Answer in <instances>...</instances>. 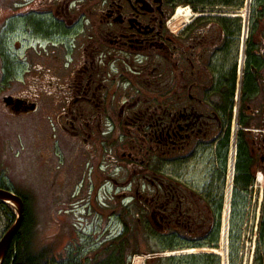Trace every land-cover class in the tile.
<instances>
[{
	"label": "flooded vegetation",
	"instance_id": "1",
	"mask_svg": "<svg viewBox=\"0 0 264 264\" xmlns=\"http://www.w3.org/2000/svg\"><path fill=\"white\" fill-rule=\"evenodd\" d=\"M19 4L51 58L48 82L1 102L29 113L44 95L63 111L51 119L64 155L54 185L79 189L57 211L48 264H116L117 251L126 263L149 231L204 242L230 177L264 242V0Z\"/></svg>",
	"mask_w": 264,
	"mask_h": 264
},
{
	"label": "rangeland",
	"instance_id": "2",
	"mask_svg": "<svg viewBox=\"0 0 264 264\" xmlns=\"http://www.w3.org/2000/svg\"><path fill=\"white\" fill-rule=\"evenodd\" d=\"M9 1L0 0V116L5 113L11 115L4 119L3 124L0 123V183L27 199L26 208L29 211L30 220H32L33 241H35L36 247L46 249L47 244H51L55 249L59 241L57 211L61 208L66 196L68 199L76 200L79 189L75 190L72 185L71 188L63 191L54 185L53 171L57 162L63 166L64 155L57 139L59 133L56 132L54 123L47 121L45 116L48 114L53 119L55 113L60 114L63 111L55 113L47 111V100L44 95L40 98L39 106L29 113H12L10 109L2 105L1 98L6 95L22 96L28 99L31 94L30 89L36 88L39 93V90H42L41 87L47 86L45 64L48 67V61L51 60L46 57L45 49L34 43L38 38L29 39L31 36L26 32L28 27L32 26L30 21H34V19L30 16H21L23 8H21L19 0H11L13 6L9 10ZM48 52V56H50L51 52ZM6 121L7 123L9 121L7 127ZM66 172L69 173L68 168ZM247 199V196L239 194L236 198L237 206L234 216L233 208L231 209L229 222L233 221L235 227L230 222L226 251L228 264L233 263H231L230 254L231 243L235 244L238 251L234 264H260V260L264 256V242L257 227L258 211L252 203L248 204ZM223 206L218 219L220 223L219 242L217 247L213 248L220 254L211 252L219 258V264L223 263V254L225 253L224 246H220V232L224 224L221 220ZM15 219L16 210L12 206L11 208L0 207L1 230L11 227ZM147 235L148 238L143 244L132 245L127 252L131 257L126 263L120 262V264H132L135 256H145V264L155 258H162L163 264H179L169 261L167 258L209 253V251L187 252L191 249H204L200 246H203L205 241L197 242V246L176 244L175 248H168L164 240L166 237L152 235V231H149ZM148 252L153 254H144ZM120 256L121 254L117 252L115 257ZM182 264H216V262L198 259L194 263Z\"/></svg>",
	"mask_w": 264,
	"mask_h": 264
},
{
	"label": "trees",
	"instance_id": "3",
	"mask_svg": "<svg viewBox=\"0 0 264 264\" xmlns=\"http://www.w3.org/2000/svg\"><path fill=\"white\" fill-rule=\"evenodd\" d=\"M240 193L236 192L235 197H238ZM21 196V195H20ZM22 198L25 200V217H24V222L22 227L20 228L18 234L16 237L13 239V243L10 246V248L7 250V256L3 261V264H48L46 260V254L47 251L46 249H39L36 247L35 241H33V235H34V230H33V225H32V220H30V215L29 211L26 208L27 206V199L22 195ZM236 200V198H235ZM3 206L5 208H9L7 204L4 202L0 201V207ZM237 206V200L235 201L233 205V216L235 215V209ZM222 207L217 209L218 212V218L217 220L210 225V236L208 239L205 241V244L200 247H217V243L219 242V236H218V229L220 223L218 222L219 215H220V210ZM232 219V218H231ZM232 226L235 227V224L233 221ZM192 246H197V244H189ZM168 248H175L176 246H169L166 245ZM165 246V247H166ZM118 252V251H117ZM146 255L153 254L152 252L144 253ZM231 263L234 264V260L238 256V251L235 247V244L231 243ZM198 259H201L203 261H208L209 260H214L216 264H219L220 260L216 255H213L211 252L208 254H199L198 256L196 255H187V256H182V257H174V258H167L169 261H175L176 263L182 264V263H194ZM156 261V264H163V259L162 258H155L149 260L147 264H154ZM121 260L120 257H116V264H120ZM130 264V263H129Z\"/></svg>",
	"mask_w": 264,
	"mask_h": 264
},
{
	"label": "water",
	"instance_id": "4",
	"mask_svg": "<svg viewBox=\"0 0 264 264\" xmlns=\"http://www.w3.org/2000/svg\"><path fill=\"white\" fill-rule=\"evenodd\" d=\"M11 100L14 101L15 99L10 96L7 98V100H5V102L11 104ZM17 101L23 102L21 99L18 98ZM35 108L36 107L33 106L26 111H32ZM0 201L4 202L9 206H12L14 210H16V221L12 224V227H10L8 231H6V233L2 236L0 240V264H2L8 254L7 250L9 249L13 239L16 237L20 228L23 225L26 209L24 198H21L13 191L0 188Z\"/></svg>",
	"mask_w": 264,
	"mask_h": 264
},
{
	"label": "bare ground",
	"instance_id": "5",
	"mask_svg": "<svg viewBox=\"0 0 264 264\" xmlns=\"http://www.w3.org/2000/svg\"><path fill=\"white\" fill-rule=\"evenodd\" d=\"M182 11H184V9L182 10ZM182 14V12H181V10H179V12L177 13V15H178V17H179V15H181ZM187 18V17H186ZM230 208L228 207V205H226V207H225V209L223 210V215H222V222H224V224H223V226H222V228H221V242H220V246L222 245V246H224V251H225V253L223 254L224 255V260H223V263L222 264H228V258H227V255H226V251H227V242H226V240H227V238H228V235H229V233H228V229H229V222H228V219H229V216H230ZM212 252V253H214V254H220L219 252H218V250H216V249H213V248H208V249H206V248H204V249H191V250H188L187 252L188 253H198V252ZM145 262H146V257L144 256H135V257H133V262H132V264H145Z\"/></svg>",
	"mask_w": 264,
	"mask_h": 264
},
{
	"label": "built area",
	"instance_id": "6",
	"mask_svg": "<svg viewBox=\"0 0 264 264\" xmlns=\"http://www.w3.org/2000/svg\"><path fill=\"white\" fill-rule=\"evenodd\" d=\"M233 193H234V189H233V179L232 177H230L227 186H226V192H225V196H224V204L225 207L226 205H228V207L230 208L233 204Z\"/></svg>",
	"mask_w": 264,
	"mask_h": 264
},
{
	"label": "crops",
	"instance_id": "7",
	"mask_svg": "<svg viewBox=\"0 0 264 264\" xmlns=\"http://www.w3.org/2000/svg\"><path fill=\"white\" fill-rule=\"evenodd\" d=\"M13 113V112H12ZM8 115H10V113H5L3 116H0V123L1 124H3L4 123V119H7V117H8ZM11 116V115H10ZM45 117H47V121H49L50 123H52V121H51V117H50V115H48V114H46V116ZM7 126H9V121H8V123H7V121H6V127Z\"/></svg>",
	"mask_w": 264,
	"mask_h": 264
}]
</instances>
